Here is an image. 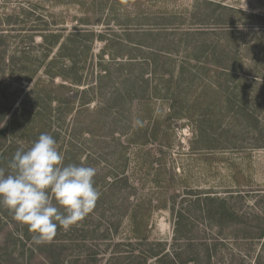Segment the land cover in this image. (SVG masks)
<instances>
[{
  "label": "rangeland",
  "instance_id": "1",
  "mask_svg": "<svg viewBox=\"0 0 264 264\" xmlns=\"http://www.w3.org/2000/svg\"><path fill=\"white\" fill-rule=\"evenodd\" d=\"M42 133L100 196L0 264H264V0H0V169Z\"/></svg>",
  "mask_w": 264,
  "mask_h": 264
},
{
  "label": "clouds",
  "instance_id": "2",
  "mask_svg": "<svg viewBox=\"0 0 264 264\" xmlns=\"http://www.w3.org/2000/svg\"><path fill=\"white\" fill-rule=\"evenodd\" d=\"M52 135L42 133L30 148H18L0 169V206L33 233L36 244L51 239L88 214L100 193L94 186L97 169L67 164Z\"/></svg>",
  "mask_w": 264,
  "mask_h": 264
},
{
  "label": "trees",
  "instance_id": "3",
  "mask_svg": "<svg viewBox=\"0 0 264 264\" xmlns=\"http://www.w3.org/2000/svg\"><path fill=\"white\" fill-rule=\"evenodd\" d=\"M57 40H56V38H55V40H54V42H56ZM77 83V82H76Z\"/></svg>",
  "mask_w": 264,
  "mask_h": 264
}]
</instances>
